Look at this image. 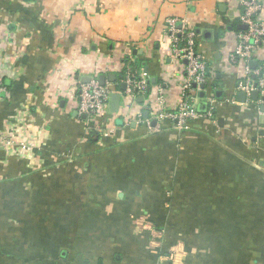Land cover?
Instances as JSON below:
<instances>
[{"label":"crops","instance_id":"0c3cea01","mask_svg":"<svg viewBox=\"0 0 264 264\" xmlns=\"http://www.w3.org/2000/svg\"><path fill=\"white\" fill-rule=\"evenodd\" d=\"M241 3L0 0V264H264V94L231 58ZM171 26L208 70L189 130L150 114L159 92L183 99ZM127 63L151 91L130 109ZM102 77L121 104L91 119L78 88Z\"/></svg>","mask_w":264,"mask_h":264},{"label":"built area","instance_id":"2783aa9c","mask_svg":"<svg viewBox=\"0 0 264 264\" xmlns=\"http://www.w3.org/2000/svg\"><path fill=\"white\" fill-rule=\"evenodd\" d=\"M242 14L240 21L247 27V31L240 35L239 44L232 54L234 62L243 64V76L240 82V89L248 96L258 91L264 94V63L253 70L250 63L255 60L257 46L264 40V4L261 0H242ZM177 44L173 47L175 57L186 62L185 83L183 84V99L178 108L174 111L168 110L165 99L161 92L155 108L151 107L150 114L162 128L163 125H170L175 130H189L191 125L196 122L201 114L196 107L197 89L209 82L208 70L201 55L197 51L195 36L190 31H177L171 26ZM177 34L179 35L177 37ZM132 63H127L126 68V99L127 108L137 97H144L150 89V81L146 74L134 69ZM4 90L0 82V92ZM113 85H101L98 80L92 79L89 83H82L78 88V107L81 115L88 118H95L110 107L112 96L116 94ZM213 102V98L210 99ZM127 109V110H128ZM210 113L208 114V116ZM138 123L150 126L149 120L142 119L139 115ZM4 145L11 144L8 139L3 140ZM22 148L27 152L36 149L33 142L23 144Z\"/></svg>","mask_w":264,"mask_h":264},{"label":"water","instance_id":"95a60500","mask_svg":"<svg viewBox=\"0 0 264 264\" xmlns=\"http://www.w3.org/2000/svg\"><path fill=\"white\" fill-rule=\"evenodd\" d=\"M186 63V62H185ZM254 63V64H253ZM252 65H253V69L255 68V62H252ZM101 85H105V77H102L101 78ZM125 88H126V85L125 84H122L121 85V91H124L125 90ZM202 88H204V85H203V87ZM150 90L148 91V94H150ZM259 95H260V93L258 92V91H256V92H253L252 93V98L253 99H257L258 97H259ZM148 96V95H147ZM146 96V97H147ZM242 96L243 97H246V94L244 93V94H242ZM121 99H122V95L121 94H114L113 96H112V100H111V108H112V110L113 111H115V112H118V110H119V106H120V104H121Z\"/></svg>","mask_w":264,"mask_h":264},{"label":"trees","instance_id":"16d2710c","mask_svg":"<svg viewBox=\"0 0 264 264\" xmlns=\"http://www.w3.org/2000/svg\"><path fill=\"white\" fill-rule=\"evenodd\" d=\"M131 66H133L134 69H137V68H138L137 65L134 66L133 64H131ZM137 70H138V69H137Z\"/></svg>","mask_w":264,"mask_h":264}]
</instances>
